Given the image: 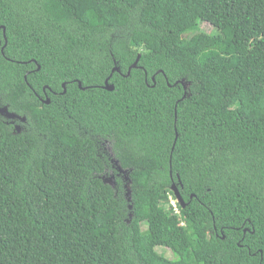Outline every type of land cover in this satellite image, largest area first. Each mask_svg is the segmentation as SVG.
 I'll use <instances>...</instances> for the list:
<instances>
[{"label":"trees","instance_id":"obj_1","mask_svg":"<svg viewBox=\"0 0 264 264\" xmlns=\"http://www.w3.org/2000/svg\"><path fill=\"white\" fill-rule=\"evenodd\" d=\"M0 106V264H264V0H0Z\"/></svg>","mask_w":264,"mask_h":264},{"label":"rangeland","instance_id":"obj_2","mask_svg":"<svg viewBox=\"0 0 264 264\" xmlns=\"http://www.w3.org/2000/svg\"><path fill=\"white\" fill-rule=\"evenodd\" d=\"M203 27L207 31H211L212 29V27L208 24H203ZM0 118L4 119L8 123L16 125L18 129L23 128L22 125L25 124V121L22 118L10 113L7 109L2 108L1 106H0ZM96 139L99 145L100 156L107 161L106 170L102 175V178L104 179V181L112 185L115 189H117L118 180H121L124 186L125 194L129 200L131 193L129 188V184H130L129 171L123 170L120 167L113 151V145L110 141L100 137ZM172 203L175 206L177 204V200L174 197H172ZM167 256L171 257V253L168 252Z\"/></svg>","mask_w":264,"mask_h":264},{"label":"water","instance_id":"obj_3","mask_svg":"<svg viewBox=\"0 0 264 264\" xmlns=\"http://www.w3.org/2000/svg\"><path fill=\"white\" fill-rule=\"evenodd\" d=\"M133 67H135V66H133ZM115 70H118V69L115 68L114 71H115ZM182 82H184V81H182ZM80 86H81V84H80ZM105 88H107L108 90H114V87L109 85L108 80L106 81V86H105ZM48 103H49V101H48Z\"/></svg>","mask_w":264,"mask_h":264}]
</instances>
